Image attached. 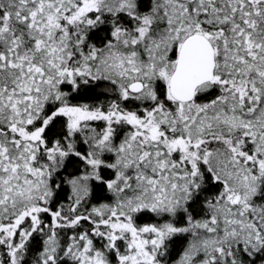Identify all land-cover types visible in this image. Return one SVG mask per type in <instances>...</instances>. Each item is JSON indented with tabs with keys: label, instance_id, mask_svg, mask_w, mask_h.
Here are the masks:
<instances>
[{
	"label": "snow or ice",
	"instance_id": "6c2138e0",
	"mask_svg": "<svg viewBox=\"0 0 264 264\" xmlns=\"http://www.w3.org/2000/svg\"><path fill=\"white\" fill-rule=\"evenodd\" d=\"M0 264H264V0H0Z\"/></svg>",
	"mask_w": 264,
	"mask_h": 264
}]
</instances>
